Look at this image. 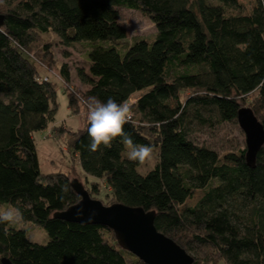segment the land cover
Returning a JSON list of instances; mask_svg holds the SVG:
<instances>
[{
  "label": "trees",
  "instance_id": "obj_1",
  "mask_svg": "<svg viewBox=\"0 0 264 264\" xmlns=\"http://www.w3.org/2000/svg\"><path fill=\"white\" fill-rule=\"evenodd\" d=\"M120 7L147 15L153 37L128 42ZM76 43L85 50V66L75 68L83 90L69 89L70 67L57 64L51 49L58 44L65 55ZM59 82L68 107L83 112L76 129L54 124ZM93 95L132 106L124 131L154 149V164L144 173L119 137L111 147L89 150L82 99ZM244 106L264 128V0L0 2V171L20 179L34 161L26 138L53 125L66 135L82 181L74 178L89 195L105 205L154 211L157 230L184 248L191 264H264V144L248 163L245 146L220 156L191 136L196 124L237 122ZM74 178L37 171L26 189L7 191L0 183V204L24 216L21 224H0V258L146 264L118 244L111 228L56 216L80 199ZM197 191L195 203L184 205ZM24 224L42 226L47 241L27 239Z\"/></svg>",
  "mask_w": 264,
  "mask_h": 264
},
{
  "label": "rangeland",
  "instance_id": "obj_2",
  "mask_svg": "<svg viewBox=\"0 0 264 264\" xmlns=\"http://www.w3.org/2000/svg\"><path fill=\"white\" fill-rule=\"evenodd\" d=\"M119 14L120 21L126 29V40L128 42H130L133 37H153L155 33V25L151 19L140 10L120 7ZM49 37L53 39L52 34ZM51 49L54 54L53 57L57 60V64L60 61H63L70 67L71 74L69 89H72V87L82 90L85 89V85L79 80L75 73V68L85 66L84 47L79 43H76L75 45L66 48L65 55L62 51L63 48L58 44H53ZM51 71L52 73H55L53 70ZM52 73H50V75L54 76ZM55 75L57 76V74ZM66 87H68V85H66ZM137 95H139V92L130 96L129 101H134ZM56 100L58 106L54 115L56 121L54 124L59 125L62 123L59 121L64 120L67 123V125L64 122V124L62 123L64 127L70 126L71 128L76 129V127L81 126L83 123L81 117H84L83 112L78 113L74 107H68L67 93L64 92V87L60 82L57 86ZM191 136L198 143L209 145L217 150L220 156H223L228 152H236L237 149L245 146L244 132L240 128L238 122L234 121L217 122L212 125L196 124ZM26 142L34 153V164L32 163V168L35 167L36 170L39 168L38 170L41 172L55 170L71 172L72 178L76 177L78 174V177H80V180L82 181L80 172H78L79 164L77 158L67 146L66 135L59 133L56 128H53V125L33 132L30 139L26 138ZM153 164L154 156L145 164H140L138 170L141 173H144L147 169L152 167ZM31 169L25 172L20 179L16 180L11 176L7 168H3L2 171H0V183L5 189H7V191H12L14 188L26 189L29 187L32 180V176L29 173ZM200 195L201 193L197 191L192 198L186 200L184 205H193ZM100 197H104L103 192H101ZM9 205L10 204L5 203L0 204V208H5ZM181 207H183V205ZM23 226L26 229L27 239L38 243H44L47 241V232L42 226L29 224H24Z\"/></svg>",
  "mask_w": 264,
  "mask_h": 264
},
{
  "label": "water",
  "instance_id": "obj_3",
  "mask_svg": "<svg viewBox=\"0 0 264 264\" xmlns=\"http://www.w3.org/2000/svg\"><path fill=\"white\" fill-rule=\"evenodd\" d=\"M237 122L245 135L246 160L252 163L256 152L264 144V128L249 106L237 112ZM71 185L80 199L56 214L65 220L101 224L111 228L117 242L146 264H191L193 258L173 239L157 230L154 211L125 203L105 205L92 198L83 185L74 178ZM1 264H13L7 257Z\"/></svg>",
  "mask_w": 264,
  "mask_h": 264
},
{
  "label": "clouds",
  "instance_id": "obj_4",
  "mask_svg": "<svg viewBox=\"0 0 264 264\" xmlns=\"http://www.w3.org/2000/svg\"><path fill=\"white\" fill-rule=\"evenodd\" d=\"M82 102L87 113V134L91 140L88 145L90 151H97L101 145L111 147L112 141L119 137L126 146L127 158L130 161L143 165L152 159L153 147L135 143L132 136L124 131L125 124L133 118L132 106L127 101L118 103L111 97L106 101H101L93 95L83 98ZM23 221L24 216L19 208L13 205L0 208V224L17 225Z\"/></svg>",
  "mask_w": 264,
  "mask_h": 264
},
{
  "label": "crops",
  "instance_id": "obj_5",
  "mask_svg": "<svg viewBox=\"0 0 264 264\" xmlns=\"http://www.w3.org/2000/svg\"><path fill=\"white\" fill-rule=\"evenodd\" d=\"M59 122H64V123L67 125V123H66L64 120L59 121ZM33 163H34V161H33ZM32 165H33V164H32ZM32 165H31L30 169L32 168ZM38 169H39V168H37V170H36L35 167L32 168V169L30 170V174H31V176H33L37 171H40V170H38Z\"/></svg>",
  "mask_w": 264,
  "mask_h": 264
},
{
  "label": "built area",
  "instance_id": "obj_6",
  "mask_svg": "<svg viewBox=\"0 0 264 264\" xmlns=\"http://www.w3.org/2000/svg\"><path fill=\"white\" fill-rule=\"evenodd\" d=\"M133 102V101H132Z\"/></svg>",
  "mask_w": 264,
  "mask_h": 264
}]
</instances>
